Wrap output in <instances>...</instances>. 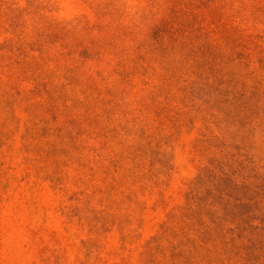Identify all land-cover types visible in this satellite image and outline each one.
I'll list each match as a JSON object with an SVG mask.
<instances>
[{
  "label": "rangeland",
  "instance_id": "obj_1",
  "mask_svg": "<svg viewBox=\"0 0 264 264\" xmlns=\"http://www.w3.org/2000/svg\"><path fill=\"white\" fill-rule=\"evenodd\" d=\"M0 264H264V0H0Z\"/></svg>",
  "mask_w": 264,
  "mask_h": 264
},
{
  "label": "trees",
  "instance_id": "obj_2",
  "mask_svg": "<svg viewBox=\"0 0 264 264\" xmlns=\"http://www.w3.org/2000/svg\"><path fill=\"white\" fill-rule=\"evenodd\" d=\"M245 94L243 93V92H240V94H239V97H238V99L240 100L241 99V101L240 102H244L243 100H245ZM243 99V100H242Z\"/></svg>",
  "mask_w": 264,
  "mask_h": 264
}]
</instances>
